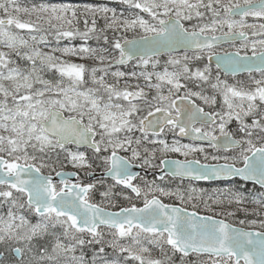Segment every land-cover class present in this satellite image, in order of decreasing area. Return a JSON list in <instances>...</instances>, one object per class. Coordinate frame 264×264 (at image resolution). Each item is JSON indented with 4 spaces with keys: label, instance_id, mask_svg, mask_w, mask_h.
<instances>
[{
    "label": "snow or ice",
    "instance_id": "1",
    "mask_svg": "<svg viewBox=\"0 0 264 264\" xmlns=\"http://www.w3.org/2000/svg\"><path fill=\"white\" fill-rule=\"evenodd\" d=\"M0 264H264V0H0Z\"/></svg>",
    "mask_w": 264,
    "mask_h": 264
},
{
    "label": "rangeland",
    "instance_id": "2",
    "mask_svg": "<svg viewBox=\"0 0 264 264\" xmlns=\"http://www.w3.org/2000/svg\"><path fill=\"white\" fill-rule=\"evenodd\" d=\"M25 2H26V0H25ZM88 2H108V0H88ZM175 155H173V157H174ZM176 157V156H175ZM177 158V157H176ZM179 158H183V157H179Z\"/></svg>",
    "mask_w": 264,
    "mask_h": 264
},
{
    "label": "flooded vegetation",
    "instance_id": "3",
    "mask_svg": "<svg viewBox=\"0 0 264 264\" xmlns=\"http://www.w3.org/2000/svg\"><path fill=\"white\" fill-rule=\"evenodd\" d=\"M187 142V141H185ZM173 158H176L175 156ZM202 159V158H201ZM203 162V161H202ZM201 183V186H208L207 184H204L203 182H200Z\"/></svg>",
    "mask_w": 264,
    "mask_h": 264
},
{
    "label": "trees",
    "instance_id": "4",
    "mask_svg": "<svg viewBox=\"0 0 264 264\" xmlns=\"http://www.w3.org/2000/svg\"><path fill=\"white\" fill-rule=\"evenodd\" d=\"M99 3H103V2H99Z\"/></svg>",
    "mask_w": 264,
    "mask_h": 264
}]
</instances>
